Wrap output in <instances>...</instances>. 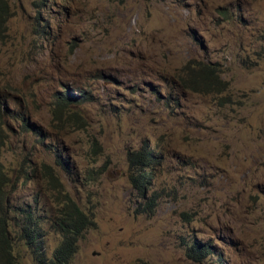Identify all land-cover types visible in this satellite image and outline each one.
Returning a JSON list of instances; mask_svg holds the SVG:
<instances>
[{
    "label": "rangeland",
    "instance_id": "1",
    "mask_svg": "<svg viewBox=\"0 0 264 264\" xmlns=\"http://www.w3.org/2000/svg\"><path fill=\"white\" fill-rule=\"evenodd\" d=\"M0 168L13 215L52 220L63 192L94 217L69 264H264V0H0Z\"/></svg>",
    "mask_w": 264,
    "mask_h": 264
},
{
    "label": "trees",
    "instance_id": "2",
    "mask_svg": "<svg viewBox=\"0 0 264 264\" xmlns=\"http://www.w3.org/2000/svg\"><path fill=\"white\" fill-rule=\"evenodd\" d=\"M199 75L203 82H206L205 88L208 89L206 92L225 91V82L213 70L203 67V69H200ZM73 98H75L73 91L64 92L58 98L59 106L66 108L70 105L82 104L88 100L86 94L79 96L78 99ZM22 121L24 126L29 127L24 118H22ZM36 133L41 140L49 138L41 136V130L36 131ZM154 154L148 148H143L142 151L129 155L130 181L132 186L139 192L141 200L145 201L141 205V212L148 214H152L157 205V196L151 192L149 187V181L153 179L151 164L156 161ZM56 162L61 167L65 163L64 161ZM43 168L48 173L45 177L47 182L54 180L57 183V176L51 166L44 165ZM4 177V171L0 168V180ZM57 202L58 207L52 220H47L32 213L13 215L9 206V199L0 189V264H21L18 256L22 253V249L19 248V245L30 254L36 264H69L72 261L78 249L79 239L85 231L95 226V220L93 216H89L84 212L78 203L66 193L60 192L58 197L56 195ZM48 225H50V230L61 236V241L54 249L51 257L46 254L43 247L46 235L44 230L47 232ZM208 254L207 246L205 249H201L193 245L191 252H189V256L196 260H201L202 257H207Z\"/></svg>",
    "mask_w": 264,
    "mask_h": 264
},
{
    "label": "bare ground",
    "instance_id": "3",
    "mask_svg": "<svg viewBox=\"0 0 264 264\" xmlns=\"http://www.w3.org/2000/svg\"><path fill=\"white\" fill-rule=\"evenodd\" d=\"M64 165H65V163H64Z\"/></svg>",
    "mask_w": 264,
    "mask_h": 264
}]
</instances>
